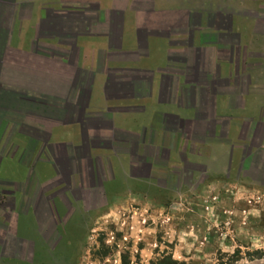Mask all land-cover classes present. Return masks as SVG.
I'll list each match as a JSON object with an SVG mask.
<instances>
[{
	"label": "crops",
	"instance_id": "1",
	"mask_svg": "<svg viewBox=\"0 0 264 264\" xmlns=\"http://www.w3.org/2000/svg\"><path fill=\"white\" fill-rule=\"evenodd\" d=\"M263 2L0 0V208L15 217L18 248L25 227L31 236L42 223L53 229L58 206L68 216L69 203L101 200L106 170L111 186L138 180L135 172L150 173L157 150L166 161L198 169L199 138L214 136L221 119L230 135L245 122L228 108V89L239 75H251L245 61L253 57L261 91L264 20L255 23L252 13ZM250 81L239 83L237 106L261 103ZM148 197L142 200L148 216L162 215ZM45 212L50 218L43 221ZM204 229L194 224L182 232ZM186 246L176 240L173 258H193L196 251L185 256ZM139 251L134 264L159 254L151 242Z\"/></svg>",
	"mask_w": 264,
	"mask_h": 264
},
{
	"label": "rangeland",
	"instance_id": "2",
	"mask_svg": "<svg viewBox=\"0 0 264 264\" xmlns=\"http://www.w3.org/2000/svg\"><path fill=\"white\" fill-rule=\"evenodd\" d=\"M253 9L258 24L264 20V8L255 4ZM257 24L254 27L260 30ZM257 60L247 58L245 63L250 65L245 71H251V75H239L236 79L246 83V76H250L249 92L259 93L261 103L248 99L252 105L237 106L242 83L230 84L228 95L233 102L228 108L232 113H240L239 119L245 122L230 135L226 131L228 122L221 119L214 136L199 138L195 148L198 169L190 164L183 166L177 163L178 159L166 161L157 150L150 156V173L135 172L138 180L126 179L121 186H111L110 171L106 170L100 187L101 200L69 203L68 216L65 208L58 206L57 216L51 218L53 229L42 223V232L31 236L28 234L33 229L25 227L21 248L16 244L20 234L15 231V217H9L8 210L0 208V264H78V259L84 258L82 264H134L139 262V248L145 242H151L152 249L159 251L151 262L166 256L177 260L171 254L176 240L188 244L185 256L196 251L190 260H177L185 264H196L198 260H207L206 264H264V73H260L261 78L256 75L262 80L258 92L255 84L260 81L255 80L252 72ZM229 154L232 161L227 168ZM148 155L146 151L145 157ZM175 165L179 167L164 169ZM194 174L197 177L190 179ZM146 178L152 182L150 185L148 180L142 185ZM204 189L208 192L204 193ZM146 196L159 204L164 210L162 215L156 212L148 216L146 207H142ZM179 212L183 216L189 214L181 217ZM199 214L203 217L195 218ZM45 216L43 221L50 218L46 212ZM194 224L200 229L204 225V231L195 235L182 232L190 231Z\"/></svg>",
	"mask_w": 264,
	"mask_h": 264
},
{
	"label": "trees",
	"instance_id": "3",
	"mask_svg": "<svg viewBox=\"0 0 264 264\" xmlns=\"http://www.w3.org/2000/svg\"><path fill=\"white\" fill-rule=\"evenodd\" d=\"M151 264H185V262L172 259L171 256L162 257Z\"/></svg>",
	"mask_w": 264,
	"mask_h": 264
}]
</instances>
